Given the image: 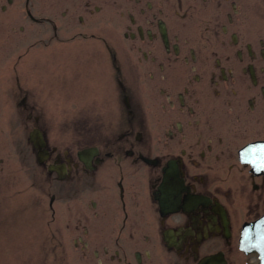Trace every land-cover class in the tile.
I'll return each instance as SVG.
<instances>
[{"label":"flooded vegetation","instance_id":"af4514ba","mask_svg":"<svg viewBox=\"0 0 264 264\" xmlns=\"http://www.w3.org/2000/svg\"><path fill=\"white\" fill-rule=\"evenodd\" d=\"M13 6L23 49L0 59V129L24 133L34 167L0 169V227L32 213L16 256L259 264L245 239L264 217V0H5L0 12ZM38 43L58 59L57 115L19 79Z\"/></svg>","mask_w":264,"mask_h":264},{"label":"rangeland","instance_id":"374dc122","mask_svg":"<svg viewBox=\"0 0 264 264\" xmlns=\"http://www.w3.org/2000/svg\"><path fill=\"white\" fill-rule=\"evenodd\" d=\"M4 1L0 0V3ZM15 9L17 10V7L13 6L6 13L0 12V35L2 36L0 39V59H5L3 63H9V61L17 59V55L23 49L19 48L17 50L19 46H17L16 41L14 42L15 37L10 32V29L15 26L13 23L15 17L13 12ZM20 24L22 23L16 24V27ZM42 46L38 43L33 49L31 48L30 56L24 65L27 68V72L21 71L20 68L19 71L22 73V77L20 73L19 79L23 83L30 84L32 82L30 85L36 88L38 96L41 97L45 106L54 111L52 114L57 115L60 98L53 89L58 87V59L53 57L54 54L44 52L47 49ZM4 65H2V69L5 68ZM71 103L72 101L69 100L68 104ZM20 132L16 129H9L4 125L0 129V169L5 170L7 172L6 175L25 176V171L34 169L31 161L27 158L29 149L24 139V133ZM18 185L24 186L25 184L19 183ZM11 186L13 185L10 184L7 190L15 191ZM16 190L19 189L16 188ZM24 192L27 194L28 190ZM24 205L30 206L29 204ZM9 220L10 223H2L0 227V264H32L33 258L28 256L26 251H23L22 254L24 256L20 259V256H16V254H19L21 249L13 246V241L17 237L25 240L26 242L23 243L24 249L30 250L26 244L29 245L31 241L29 237L32 234L33 227L31 208L26 209L22 214H17L15 210H11Z\"/></svg>","mask_w":264,"mask_h":264},{"label":"water","instance_id":"95a60500","mask_svg":"<svg viewBox=\"0 0 264 264\" xmlns=\"http://www.w3.org/2000/svg\"><path fill=\"white\" fill-rule=\"evenodd\" d=\"M33 147L41 150L43 143L32 141ZM255 230L257 233L255 234ZM246 236V242L250 250H255L260 256V264H264V218L257 222L256 226L249 227Z\"/></svg>","mask_w":264,"mask_h":264}]
</instances>
